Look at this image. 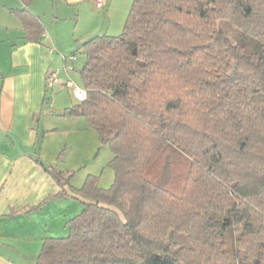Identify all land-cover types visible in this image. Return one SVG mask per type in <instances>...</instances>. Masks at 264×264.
Instances as JSON below:
<instances>
[{"label": "trees", "instance_id": "1", "mask_svg": "<svg viewBox=\"0 0 264 264\" xmlns=\"http://www.w3.org/2000/svg\"><path fill=\"white\" fill-rule=\"evenodd\" d=\"M17 14L37 41L39 19ZM82 47L86 94L63 114L110 147L114 180L75 187L43 163L60 190L41 203L82 207L35 264H264V0H133L120 33Z\"/></svg>", "mask_w": 264, "mask_h": 264}, {"label": "crops", "instance_id": "2", "mask_svg": "<svg viewBox=\"0 0 264 264\" xmlns=\"http://www.w3.org/2000/svg\"><path fill=\"white\" fill-rule=\"evenodd\" d=\"M85 1L4 0L0 5V264H35L43 238L65 236L66 222L82 207L71 197L41 202L60 190L43 163L54 170H73L75 162L86 164L95 154L96 130L83 116L63 114L77 103L73 94L60 105L55 95L51 103L47 100L46 75L57 59L53 53L63 52L65 60L69 38H78L76 24H57L59 10L77 20ZM92 4L99 8L95 0ZM24 7L43 25L37 41L23 37L17 10ZM48 14L56 22L49 23ZM83 178L71 185L81 186ZM64 188L73 195L68 185Z\"/></svg>", "mask_w": 264, "mask_h": 264}, {"label": "rangeland", "instance_id": "3", "mask_svg": "<svg viewBox=\"0 0 264 264\" xmlns=\"http://www.w3.org/2000/svg\"><path fill=\"white\" fill-rule=\"evenodd\" d=\"M2 1L4 0H0V5ZM105 1V6L99 8L92 4V0H86L84 3L80 4V7L78 8V19L74 20L75 22L68 18L67 10H59V15L61 18L58 19L57 24L60 26L67 25L69 27H72L76 24V27H74L77 31L78 38L77 40L69 38L71 40V46L68 48V51H66L65 60L63 59V52L54 51L53 53V56H56L57 59L53 61V64L50 66L48 72L56 71L58 82L53 86L47 87L48 102L51 103L53 100L52 97L55 95L54 101L60 105L61 103L67 101L70 94H73L74 86H82L79 68L82 66L85 60V53L82 47L83 41L93 35L104 33L117 34L122 31L126 16L133 0ZM46 19L49 23L56 22L49 14ZM218 25L227 33L232 41L235 42L242 40L239 35L240 30L231 24L229 20L220 19L218 21ZM9 31L12 32L14 30L10 28ZM81 33H88V36H79ZM243 43H245V40ZM65 45L66 44L63 41V46ZM75 100L77 102L79 101L76 98ZM94 153L95 154H93L92 159L86 162V164L75 162V168L71 170V183L76 182L80 175L82 176L84 174L83 179L85 180L86 176L91 174L97 177V183L101 187H109L112 184L114 180V170L108 164L112 157V151L110 147L107 144H101L97 137V144ZM89 168L91 170H89Z\"/></svg>", "mask_w": 264, "mask_h": 264}, {"label": "built area", "instance_id": "4", "mask_svg": "<svg viewBox=\"0 0 264 264\" xmlns=\"http://www.w3.org/2000/svg\"><path fill=\"white\" fill-rule=\"evenodd\" d=\"M105 3V0H95V5L100 7ZM58 82V77L56 71H50L46 75V84L47 86H53ZM85 89L81 86L73 87V95L77 100H82L85 97Z\"/></svg>", "mask_w": 264, "mask_h": 264}]
</instances>
